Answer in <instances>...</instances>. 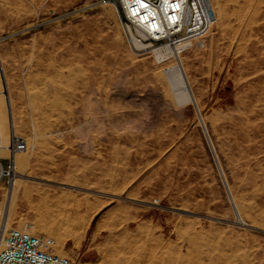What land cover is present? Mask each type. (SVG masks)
<instances>
[{"label": "rangeland", "instance_id": "rangeland-1", "mask_svg": "<svg viewBox=\"0 0 264 264\" xmlns=\"http://www.w3.org/2000/svg\"><path fill=\"white\" fill-rule=\"evenodd\" d=\"M211 2L159 58L105 0H0V155L28 143L0 222L88 264H264V0Z\"/></svg>", "mask_w": 264, "mask_h": 264}, {"label": "built area", "instance_id": "built-area-1", "mask_svg": "<svg viewBox=\"0 0 264 264\" xmlns=\"http://www.w3.org/2000/svg\"><path fill=\"white\" fill-rule=\"evenodd\" d=\"M124 13L122 32L132 49L177 45L203 37L216 22L211 0H105ZM147 45V46H146ZM159 46V47H160ZM3 136L0 128V149ZM27 140L11 135L9 155H0V185L10 186L15 172V153L26 151ZM55 240L25 227L0 222V264H88L80 259L59 256Z\"/></svg>", "mask_w": 264, "mask_h": 264}, {"label": "bare ground", "instance_id": "bare-ground-1", "mask_svg": "<svg viewBox=\"0 0 264 264\" xmlns=\"http://www.w3.org/2000/svg\"><path fill=\"white\" fill-rule=\"evenodd\" d=\"M251 17V16H250ZM249 20V19H248ZM253 21V20H252ZM192 44V42H190V41H187V42H184V43H181V44H177V45H175V49H177V51H180V50H182L183 48H185V47H188V46H190ZM147 46V45H146ZM172 46V45H171ZM171 46H166V45H163V46H160V47H156V48H154V51L156 52V55L159 57V58H162V57H165V56H167V55H169V54H171L172 52H173V48L171 47ZM173 54V53H172ZM183 74L184 73H181L180 71H179V73L177 74V75H179L180 76V79L183 81V80H185V78H184V76H183ZM182 85H183V87H185V85H184V82H182ZM15 160H16V155H15ZM17 161V160H16ZM15 173V172H14ZM14 175H16V177H19V178H23L24 177V175H19V174H14ZM16 182V181H15ZM16 192V187L14 186L13 187V189L10 191V196H11V198H12V196H14V193ZM9 207H10V205H8ZM8 207V208H9ZM12 208V207H11ZM98 209V208H97ZM80 212V211H79ZM81 216V215H80ZM10 222V221H9ZM83 224V223H82ZM82 226V225H81ZM87 227V226H86ZM83 228V227H82ZM74 234L73 233H70V234H68V237L70 238V237H72V238H74Z\"/></svg>", "mask_w": 264, "mask_h": 264}]
</instances>
